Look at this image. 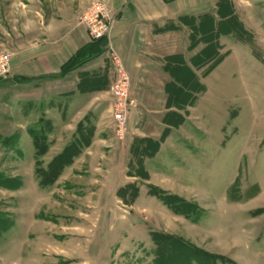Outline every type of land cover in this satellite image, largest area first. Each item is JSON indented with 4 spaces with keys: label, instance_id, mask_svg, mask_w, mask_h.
<instances>
[{
    "label": "rangeland",
    "instance_id": "374dc122",
    "mask_svg": "<svg viewBox=\"0 0 264 264\" xmlns=\"http://www.w3.org/2000/svg\"><path fill=\"white\" fill-rule=\"evenodd\" d=\"M95 1L0 0V264H264V0H160L127 56L80 24ZM103 49L95 104L73 98L65 69Z\"/></svg>",
    "mask_w": 264,
    "mask_h": 264
},
{
    "label": "crops",
    "instance_id": "0c3cea01",
    "mask_svg": "<svg viewBox=\"0 0 264 264\" xmlns=\"http://www.w3.org/2000/svg\"><path fill=\"white\" fill-rule=\"evenodd\" d=\"M159 1L160 0H112V6L115 10L116 19L118 18V21L112 28L110 35L106 39H104V42L108 43V41H111L113 43L115 52H118L122 56H127L128 51H130L132 47V38L130 36V32L133 30L134 26L148 25V22L158 21L159 19H169L167 18V12L164 10L165 5L163 6V4ZM176 1H180L179 13L182 14L191 12L195 13L196 11L200 12L201 9H206L207 0ZM72 33L75 34V37H79L75 32ZM78 33L82 37L81 39L83 42L80 45L82 46L87 43V37L83 35V31L80 32L78 30ZM97 45L98 47L101 46V44ZM104 45L105 44H103V46ZM88 46H91L90 48H92V45ZM88 46L86 53L93 54V50H89ZM103 46L100 47L101 50ZM93 47L95 46L93 45ZM136 51H138V47H136L135 53ZM106 57L107 52L103 50L99 57L95 59L92 58V60L87 59V61L82 64L76 63L71 65V67L69 66L68 69H65V72H67V74L68 72L76 74V77H73L74 79H72L73 85L77 86V89L72 92L71 96L73 98H80L85 96L88 98V101L91 100V105L95 104L94 93L97 91L95 89L96 85L93 83V80L96 79L98 74L106 73V66L104 64L107 62ZM64 63L65 61H63L62 59L58 60V68H56V70L54 71V73L58 75V77H56L57 79L62 80L64 78ZM23 67H25L26 69V64ZM81 81H85L89 85L84 88L80 87ZM101 88L103 89L104 87L101 86ZM91 95H93V98H91Z\"/></svg>",
    "mask_w": 264,
    "mask_h": 264
},
{
    "label": "built area",
    "instance_id": "2783aa9c",
    "mask_svg": "<svg viewBox=\"0 0 264 264\" xmlns=\"http://www.w3.org/2000/svg\"><path fill=\"white\" fill-rule=\"evenodd\" d=\"M103 0H97L79 19L88 32L91 41H100L106 39L114 26L115 13L109 8ZM116 69L118 68L119 76L116 77L109 90L111 114L114 122L121 129L125 127L130 115V109L134 105L131 92V84L125 73L118 57L113 54ZM9 65V57L7 55L0 56V67L6 70Z\"/></svg>",
    "mask_w": 264,
    "mask_h": 264
},
{
    "label": "trees",
    "instance_id": "16d2710c",
    "mask_svg": "<svg viewBox=\"0 0 264 264\" xmlns=\"http://www.w3.org/2000/svg\"><path fill=\"white\" fill-rule=\"evenodd\" d=\"M102 42H104V40H100V41H92V43L96 44H101ZM102 45V44H101ZM103 46V45H102ZM104 47V46H103ZM104 50V49H103ZM71 67V65H70Z\"/></svg>",
    "mask_w": 264,
    "mask_h": 264
}]
</instances>
